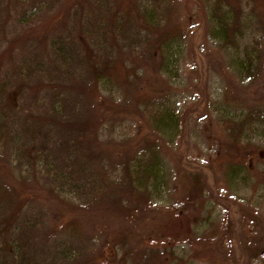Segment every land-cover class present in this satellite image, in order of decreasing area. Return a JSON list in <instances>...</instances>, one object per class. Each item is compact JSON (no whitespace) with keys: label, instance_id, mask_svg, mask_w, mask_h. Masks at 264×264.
Wrapping results in <instances>:
<instances>
[{"label":"rangeland","instance_id":"obj_1","mask_svg":"<svg viewBox=\"0 0 264 264\" xmlns=\"http://www.w3.org/2000/svg\"><path fill=\"white\" fill-rule=\"evenodd\" d=\"M1 1L0 53L10 51L13 55L7 63L22 64L25 49L31 47L47 65L41 77L58 90L57 107L60 100L67 117L76 114L78 107H86L95 131L86 144L93 148V157L85 159L83 167L67 166L70 183L64 191H56L66 197L59 200L47 191L56 187H50L41 171L37 179H21L10 155L0 146V185L10 187L14 197L19 194L10 204L14 207L21 197L24 203L23 195H27L23 215L32 214L41 221L33 238L39 243L38 250L46 244L65 243L74 252L73 259L69 263L53 260L55 264H96L113 259L124 264H242L246 260L264 264V190L231 187L225 163L217 155L232 149L235 123L224 112L244 109L246 116L250 110L264 108V42L260 44L258 39L259 75L244 79L233 67L229 50L211 39L206 12L196 5L190 7L186 0H174V19L185 35L180 83L174 85L162 71L158 35H149L147 45L144 42L136 47L138 76H131V84L123 92L102 88L79 69L61 71L45 49V43L53 46L50 34H63L58 30L68 24L70 11L89 5V0H47V21L41 24L39 20H20L25 5L18 0ZM134 2L117 0V6L115 2L112 5L117 10L124 6L125 11ZM143 30L139 35L146 39ZM75 45L83 59L84 51L77 42ZM98 53L101 58L106 56L105 50ZM24 92L27 109L37 114L53 109L48 91L32 97L30 89ZM168 93L182 104V125L173 147L161 136L153 137L144 114L146 97ZM66 138L72 140L69 134ZM150 144L158 146L166 168L159 198L151 192H136L125 170L129 158ZM19 183L26 184V194L19 192ZM69 187L73 194L66 195ZM195 253L197 258H192ZM43 261L52 264L49 258Z\"/></svg>","mask_w":264,"mask_h":264},{"label":"trees","instance_id":"obj_2","mask_svg":"<svg viewBox=\"0 0 264 264\" xmlns=\"http://www.w3.org/2000/svg\"><path fill=\"white\" fill-rule=\"evenodd\" d=\"M134 1L130 10L125 11L124 6H120L122 10L118 8L119 11L112 5L115 2L117 6V0H89V5L84 7L81 4L78 9L70 11L71 17L67 16L69 25L65 23L63 30L57 29L63 34H50L52 47L50 43H45V49L53 56L52 61L59 64L61 71L67 68V72H76L79 69V72L94 77L102 88H117L124 92L127 85L131 84V76H138L140 66L136 47L142 46L144 42L147 45L149 35H158L157 47L163 56L161 69L174 85L180 83L185 35L174 19V0ZM186 1L190 7L196 5L199 11L206 12L211 39L229 50L232 65L238 73L244 79L252 76L257 78L262 60L258 39H261L260 44L264 42V0ZM17 2L25 5L20 19L22 22L39 20L41 24L47 21V0ZM142 28L146 30V39L139 35ZM131 29H135L133 34ZM163 33L166 34L162 36ZM75 42L84 51L83 59L76 51ZM25 50L27 54L22 58V64L7 63L13 56L8 53L10 51L0 53V146L2 151L10 155L21 179L26 176L37 179L41 175L51 182V188L56 187L55 191L50 188L47 191L52 192L51 195L58 200L64 199L66 197L56 191H64L70 183L67 166L72 163L83 167L85 159L93 157V148L89 149L86 144L95 136V131L88 120L86 107H78L72 117L64 116L66 108L65 105L62 108L60 100V108L57 107L58 90L49 86L50 81L45 77H41L47 65L36 57L31 47ZM99 50H105L106 56L101 58ZM29 89L31 97L38 96L43 90L48 91L53 109L45 108L44 114L27 109L24 90ZM243 110L224 112L235 123V128L231 134L232 149L227 153L218 152V159L225 163L226 178L231 187L247 189L248 186H255L264 190V108L250 110L246 116ZM181 112L182 104L172 94L146 97L144 114L153 137L161 136L172 147L182 125ZM68 134L72 137L71 141H66ZM154 144L145 146L129 158L125 170L136 192H151L159 198L166 182V168L158 146ZM81 158H84L82 162ZM0 188V264H48L43 261L47 258L51 263L53 260L71 262L74 252L65 243L46 244L38 250L39 243L34 239L41 221L32 214L23 215L25 204L28 203L27 195H23L24 203L21 197L20 203L14 207L15 204H10L16 202L19 194L14 197L6 185H0ZM26 188L25 183H19L21 194L28 192ZM71 189L73 187L68 188L66 195L73 194L70 193ZM187 241L200 246L196 240L188 238ZM192 258H197L196 253ZM96 264L124 262L113 259ZM242 264H250V260Z\"/></svg>","mask_w":264,"mask_h":264}]
</instances>
